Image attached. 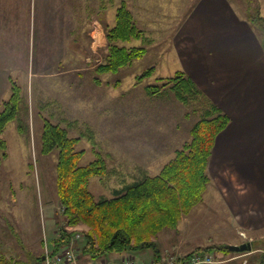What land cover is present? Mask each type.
Returning a JSON list of instances; mask_svg holds the SVG:
<instances>
[{
  "label": "rangeland",
  "instance_id": "1",
  "mask_svg": "<svg viewBox=\"0 0 264 264\" xmlns=\"http://www.w3.org/2000/svg\"><path fill=\"white\" fill-rule=\"evenodd\" d=\"M121 1L0 0V109L10 95V80L21 89L18 115L0 134L6 144L0 150L3 262L45 264L46 256L53 259L64 248L53 254V238L63 231H73V237L78 234L81 238L88 228L66 224L56 193L57 149L46 154L40 150L43 117L66 127L70 136L92 131L95 145L82 136L76 149L84 151L81 165L93 160L95 152L106 162L108 173L89 181L96 199L110 198L115 189L158 173L190 138L189 129L201 112L199 102L194 99L184 104L167 87L156 94L148 93L146 87L160 85L178 70L187 74L184 64L190 67L191 59L183 55L186 60H182L175 40L199 0H125L144 37L122 44L144 46L146 52L117 72L99 74L96 67L104 61L106 27L113 25ZM231 1L235 16L246 19L264 51V0ZM257 11L262 19L256 18ZM249 13L255 18L247 20ZM199 24L195 12L186 28L198 30ZM223 28H227L226 17ZM210 48L208 54H214L213 46ZM150 67L153 71L138 80ZM220 171L212 165L211 174ZM237 184L239 190L245 187L244 182ZM235 227L233 212L212 184L202 200L182 216L177 228L161 230L155 242L164 264L197 246L241 242H250L251 251L212 253L206 257L210 262L202 264H264V228L252 233L238 229V234L243 231L246 235L240 241ZM74 248L78 264H86L77 244ZM153 253L148 248L124 253L117 262L112 257L109 262H98L141 264L132 257L139 255L152 264ZM59 264L66 263L61 260Z\"/></svg>",
  "mask_w": 264,
  "mask_h": 264
},
{
  "label": "trees",
  "instance_id": "2",
  "mask_svg": "<svg viewBox=\"0 0 264 264\" xmlns=\"http://www.w3.org/2000/svg\"><path fill=\"white\" fill-rule=\"evenodd\" d=\"M247 10L252 13L250 9ZM250 13L247 20L255 18ZM256 18L262 19L258 11ZM143 37V30L136 25L125 0H122L116 8L113 25L106 27V53L96 71L99 74L114 73L142 57L146 52L144 46H126L122 42ZM152 71L153 67L148 68L138 76V80ZM165 87L172 91L178 101L188 104L196 99L201 105L199 118L189 129L190 138L175 150L173 157L158 173L145 175L121 189H115L110 198L96 199L89 189L92 176L103 177L108 173L100 153L95 152V158L84 165L79 163L84 151L76 149V145L82 136H86L94 146L92 131L88 129L80 136H70L66 127L43 117L40 150L46 154L57 149V197L66 224H84L88 227L76 243L86 261L96 262L112 253L131 254L151 248L154 251L152 264H164L155 237L163 229H176L182 216L202 200L207 190L210 183L207 171L209 158L217 135L229 123V116L184 71H176L160 85H148L146 91L156 94ZM20 103V86L10 80V95L0 109V134L17 117ZM5 146V142L0 140V150ZM5 155L3 152L2 156ZM72 237L73 231H63L53 238L51 252L54 254L67 246ZM212 253L235 252L229 250L226 244L197 246L175 258L174 264H188L196 256L204 258ZM0 264L10 263L0 260Z\"/></svg>",
  "mask_w": 264,
  "mask_h": 264
},
{
  "label": "crops",
  "instance_id": "3",
  "mask_svg": "<svg viewBox=\"0 0 264 264\" xmlns=\"http://www.w3.org/2000/svg\"><path fill=\"white\" fill-rule=\"evenodd\" d=\"M231 3L199 0L181 24L175 48L182 60L183 55L191 59L190 67H184L198 88L229 116L228 125L215 139L207 171L209 185H216L233 212L236 234L242 241L238 229L252 233L264 228V217L259 215L264 212V51L246 19L235 16ZM195 12L201 29L190 30L186 26ZM224 17L227 28H223ZM212 46L214 54H208ZM212 165L221 170L219 175L211 174ZM239 181L245 183L241 190ZM245 218L249 219L246 223ZM109 257L113 262L122 259L112 253L104 260L109 262ZM132 257L141 264L148 263L139 255Z\"/></svg>",
  "mask_w": 264,
  "mask_h": 264
},
{
  "label": "built area",
  "instance_id": "4",
  "mask_svg": "<svg viewBox=\"0 0 264 264\" xmlns=\"http://www.w3.org/2000/svg\"><path fill=\"white\" fill-rule=\"evenodd\" d=\"M239 235L243 238H246V235L243 231H240ZM79 237L80 236L78 234L74 235V237L71 238L68 245L61 249V255L58 254V255L54 256L53 259H50L49 256H46L44 263L45 264H59V262H61V260H62V262L66 263V264H78V262H77L78 256L75 252L74 245H76ZM207 256H205L204 258H200V257L196 256L188 264H202V263H206V262L208 263V262H210V260H207V258H206ZM112 264H134V263L126 261V262H122V263H112ZM170 264H174V261Z\"/></svg>",
  "mask_w": 264,
  "mask_h": 264
},
{
  "label": "water",
  "instance_id": "5",
  "mask_svg": "<svg viewBox=\"0 0 264 264\" xmlns=\"http://www.w3.org/2000/svg\"><path fill=\"white\" fill-rule=\"evenodd\" d=\"M227 248L232 252L242 253L251 251L252 245L250 242H241L239 244H229Z\"/></svg>",
  "mask_w": 264,
  "mask_h": 264
}]
</instances>
